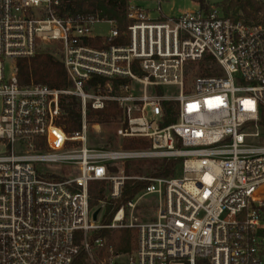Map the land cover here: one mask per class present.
Segmentation results:
<instances>
[{
    "label": "built area",
    "instance_id": "2783aa9c",
    "mask_svg": "<svg viewBox=\"0 0 264 264\" xmlns=\"http://www.w3.org/2000/svg\"><path fill=\"white\" fill-rule=\"evenodd\" d=\"M139 1H154L158 16ZM164 1L130 0L127 29L108 20L110 34L94 36L101 20L64 19L56 0H0V264L93 257L90 237L108 226L93 219L90 182L105 181L119 198L133 177L116 163L149 157L181 159L183 174L137 177L149 185L114 220L152 194L156 218L132 224L137 248L106 264H264V21L213 6L164 16ZM52 43L73 87L22 85L17 61ZM207 56L218 73L188 85V68ZM7 61L16 63L11 75ZM66 95L81 102V128L72 133L59 124ZM167 103L177 115L169 125ZM112 105L119 146H89V114ZM128 139L151 147L126 149ZM94 245L103 248L104 239Z\"/></svg>",
    "mask_w": 264,
    "mask_h": 264
},
{
    "label": "trees",
    "instance_id": "16d2710c",
    "mask_svg": "<svg viewBox=\"0 0 264 264\" xmlns=\"http://www.w3.org/2000/svg\"><path fill=\"white\" fill-rule=\"evenodd\" d=\"M58 4L55 6L56 13L64 19H84V20H113L116 22L118 29L123 32L127 29L129 21L127 11L130 0H56ZM201 7L207 8L204 0ZM224 9L229 15L231 12L235 14L233 18L244 22L257 21L260 16H264L263 0L234 1L224 3ZM242 12V13H241ZM93 46H99V40L91 41ZM18 78L22 85L31 83H41L56 89H68L71 82L68 78L67 71L62 61L51 53H38L30 59H20L17 61ZM201 74H217V66L215 60L211 56H207L205 60L198 64ZM167 114L164 120L165 125L172 124L177 120V115L172 103L166 104ZM63 115L59 120V124L69 133L77 131L81 128V102L80 99L73 95H66L62 99ZM120 111L116 105H112L103 110H96L89 114V122L99 124H110L117 119ZM264 128V108L261 112L259 121ZM109 143H111L109 141ZM126 149H147L151 147V142L147 139H128L123 142ZM178 158H164L162 161H151L153 171L150 173L152 177H172L176 173V167L181 163ZM141 168L134 169L135 174L141 172ZM125 173L132 176V171L127 166ZM149 181H127L122 194L119 198L106 201L107 186L105 181L95 180L89 185L90 206L98 207L101 202L105 201V211L102 215L101 224L110 225L118 209L127 202L133 200L136 195L146 189ZM117 235L118 241H114V237L110 234V228L103 227L97 230L92 239L108 237L107 244L111 246L113 252L131 253L138 245V236L131 229H122ZM115 238V239H116ZM87 254L82 251L74 260L73 264H86ZM198 264H208L206 261H199Z\"/></svg>",
    "mask_w": 264,
    "mask_h": 264
},
{
    "label": "rangeland",
    "instance_id": "374dc122",
    "mask_svg": "<svg viewBox=\"0 0 264 264\" xmlns=\"http://www.w3.org/2000/svg\"><path fill=\"white\" fill-rule=\"evenodd\" d=\"M241 1H248V0H241ZM201 2L202 0H165L163 2L162 8L165 14L171 15V16H177L185 11H194L198 9L200 7ZM204 2L206 6L218 7L220 8L222 13H225L226 15H228L226 13V10L224 9V3L225 2L229 3L230 0H204ZM139 4H141L144 7H153V8H150L151 15L153 17L158 16V12L155 11V8H156L155 2L139 1ZM229 16L235 17V14L231 12ZM262 21H264V16H260V18L257 21H250V22H262ZM112 28H113L112 25L106 21L96 22L92 25V34L94 36L109 35ZM59 47L60 46L56 43L46 44L42 47L39 53H43V52L51 53L60 59V48ZM15 64L16 63L14 61H7V64H6V74L7 75L12 74V72L14 71ZM199 70H200V66L198 64L191 65L188 68V73H187V78H186L188 85H191L195 75L201 74ZM70 87H73L72 83ZM178 92L179 90L176 89L175 87L166 88L167 94H178ZM96 124H97L96 122H91V121L89 123L90 131H89L88 145L91 147H99V146H110L113 148L118 147L120 144V140L115 134L117 124L116 123L101 124L100 127H98ZM247 125H253V122H248ZM250 130L254 131L255 128L251 127ZM109 141L111 143H109ZM151 161L159 162V161H162V158L149 157V158H139V159L118 161L116 163V169L117 170L123 169L125 171V168L128 166L130 170L132 171L131 177L133 178H130L127 181H130V180L131 181H143L142 179H139L137 177H142V178L152 177L150 176V173L153 171V166L151 165ZM136 168H141L140 169L141 172L138 174H135L134 169ZM176 170L177 171L174 177L175 176L181 177L183 174L181 165H177ZM62 174L69 175L70 172L63 171ZM106 186H107L106 201H107V200H110L111 198L109 196L110 186L108 183H106ZM143 191L144 190L140 191L136 196L140 195ZM158 200H159L158 195H155V194L144 196L139 201L136 208L133 210V214H131V209H126L125 217L120 222L118 221L116 222L114 220L115 219V216H114L111 224L107 225L108 228H110V234L114 237V241L115 242L118 241V238L116 237L117 235L120 234L121 232L120 230L122 229H131V231L137 234L138 236V228L136 226L133 227L131 225L132 224L137 225L139 223L150 222V221L155 220L157 210H158ZM126 204H123L122 206ZM105 206H106V202L103 201L100 203L98 207L94 208V210H96L99 207L102 208V211L98 218V221H100V224H101L102 215L105 211ZM92 236L90 237V242L93 245V257L87 256L86 264H106V262L108 261V258L111 257L112 254L115 253V252H111L110 250L112 248L111 246L107 247L109 239L107 236H105V238H103L105 245L103 248H99L96 245H94V240L92 239Z\"/></svg>",
    "mask_w": 264,
    "mask_h": 264
},
{
    "label": "water",
    "instance_id": "95a60500",
    "mask_svg": "<svg viewBox=\"0 0 264 264\" xmlns=\"http://www.w3.org/2000/svg\"><path fill=\"white\" fill-rule=\"evenodd\" d=\"M263 2H264V0H263ZM101 211H102V208L101 207L97 208L94 211V213H93V219H94V221H98V218H99V215H100Z\"/></svg>",
    "mask_w": 264,
    "mask_h": 264
},
{
    "label": "crops",
    "instance_id": "0c3cea01",
    "mask_svg": "<svg viewBox=\"0 0 264 264\" xmlns=\"http://www.w3.org/2000/svg\"><path fill=\"white\" fill-rule=\"evenodd\" d=\"M153 2H154V1H153ZM148 8H153V7H148ZM162 13L164 14V16H165V15H167V14H165V13H164V10H163V12H162Z\"/></svg>",
    "mask_w": 264,
    "mask_h": 264
}]
</instances>
